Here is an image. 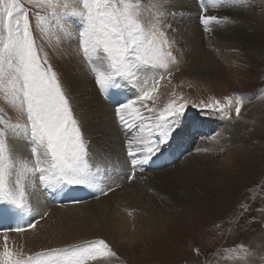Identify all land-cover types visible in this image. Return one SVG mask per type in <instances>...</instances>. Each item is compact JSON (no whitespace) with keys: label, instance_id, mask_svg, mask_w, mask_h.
<instances>
[{"label":"snow or ice","instance_id":"6c2138e0","mask_svg":"<svg viewBox=\"0 0 264 264\" xmlns=\"http://www.w3.org/2000/svg\"><path fill=\"white\" fill-rule=\"evenodd\" d=\"M198 3V23L211 38L218 26L235 20L209 14L210 8L231 11L242 7L244 0ZM41 11L47 14L41 15ZM171 27L170 21L159 19L146 23L134 0H71L62 4L55 0H0V90L10 98V106L0 108V222L14 219L17 213L33 215L32 205L26 202L28 183L35 186L39 180L45 189L63 191L93 188L98 179L99 168L94 171L88 163L90 141L84 135L73 96L49 54L37 43L36 29L62 33L61 43L66 41L72 47L97 93L111 105L115 123L127 137L129 181L137 171H145L153 157L162 155L170 141L190 130L195 121L189 123V107L205 116L215 113L231 120L219 100L203 106L173 102L159 113L147 103L154 102L159 80L165 79L169 66L176 63L166 36ZM242 104L241 97L234 109L237 117ZM142 110L149 115L139 124L130 119ZM110 191L114 188L100 189L99 195ZM37 223L34 217L28 224L0 231L25 232ZM4 240L0 264H88L106 254L115 255L101 239L25 259L23 253L7 247V236Z\"/></svg>","mask_w":264,"mask_h":264},{"label":"rangeland","instance_id":"374dc122","mask_svg":"<svg viewBox=\"0 0 264 264\" xmlns=\"http://www.w3.org/2000/svg\"><path fill=\"white\" fill-rule=\"evenodd\" d=\"M181 1L199 8L198 0L197 2L196 0ZM55 2L62 4L70 3L71 0H55ZM134 2L139 4L142 19L146 23L159 19L170 21L172 24L171 28L166 29V36L173 55L176 57V63L169 66L171 71L165 74V79L159 80L157 91L154 93V102L147 103L154 106L156 113H159L173 102H186L189 106L192 104L203 106L219 100L231 116L230 121L215 113L205 116L197 108L189 107L187 113L189 123L194 120L195 124L202 125L201 128L204 127L203 125L208 126L211 135L190 142L186 153H181L177 146L179 135L174 141H170V146L162 150L163 154H158V157L171 159L175 156L178 161L192 156L200 159L208 158L216 164V167H221V173L210 171V176L205 179L211 184L209 191L205 192L207 194L205 198L211 196L212 199L205 203L196 199V201L188 199L177 204L175 222L173 224L168 222L165 234L163 233L160 237H136L127 234L124 240L121 236L114 237L115 245L107 239L97 238L72 246L84 245L101 239L110 245L111 252L115 255L106 254L96 260L88 261V264H264V0H244L245 3H250L255 8L250 13L243 14V19L231 17L229 14H233L234 10H231L232 12L216 10L213 13L229 16L235 20V25L239 22L238 24L244 23L250 27L259 41L258 50L254 53L238 50L230 43L223 44L221 47L224 49L217 48L213 45L214 34L208 38L209 34H206L200 27L198 19L193 20L190 16H187L186 23L182 22L180 26H176L173 20L167 18L173 0H134ZM245 11H250V9ZM198 13L192 15L198 18ZM45 14L47 13L41 11V15ZM235 15H238L237 11ZM183 17L184 13L181 18ZM32 19L34 22V17ZM65 19L76 18L66 17ZM222 26L229 27V23ZM202 32L204 39H199L200 47L190 48L186 43V38L188 36L192 38L197 33L199 34L197 36H200ZM33 35L41 50L49 54L50 62L62 74V79L73 96L65 72V64L71 58L69 55L71 50L65 48L68 46L66 41L61 43L62 33L59 30L45 33L36 29ZM69 48L72 49V47ZM72 53L74 54L73 49ZM194 54L204 60L198 63L195 61V63L192 58ZM126 92L131 95L132 90L128 89ZM241 97L243 104L240 117H237L234 109ZM229 99L231 104H229ZM9 100L10 98L0 90V108L9 105ZM73 103L76 106L74 96ZM146 115H149L147 111L142 110L133 120L139 124ZM146 123H151V121ZM226 123L236 129L238 141H233L234 138L231 140V134L227 135L223 132L224 129L220 131ZM187 131L181 133L185 135V138ZM83 132L90 141L84 126ZM93 152L90 141L88 163L92 167ZM97 158L96 156L93 160L96 161ZM154 161L162 165L165 159ZM174 166H177L176 163L166 165L160 170L172 169ZM143 172H146V168ZM128 174L129 170L123 172L122 175H125L127 179ZM140 174L137 171L135 178ZM98 178L102 184L103 179L100 174ZM134 179L129 182L132 184ZM40 183V181L37 183L41 194L38 199H41L46 206L61 207V205H50L47 202ZM122 184L121 181L119 185ZM35 186L31 188L29 184L31 190H35L37 188ZM110 192L107 195H97L93 192L94 197L90 199L96 201L99 197L106 198L111 195ZM32 199H34L33 196ZM82 202L75 204L79 205ZM38 214L40 216L39 211L33 212L32 220L35 217L38 221H43L48 217L43 215V219L40 220L37 218ZM0 229L3 227L0 226ZM5 233L0 231V236ZM10 240L8 238V241ZM9 248L14 252L22 253L17 244ZM50 250L33 253L31 255H37L32 258L35 259ZM28 256L23 257L27 259Z\"/></svg>","mask_w":264,"mask_h":264},{"label":"bare ground","instance_id":"6f19581e","mask_svg":"<svg viewBox=\"0 0 264 264\" xmlns=\"http://www.w3.org/2000/svg\"><path fill=\"white\" fill-rule=\"evenodd\" d=\"M244 4L242 7L234 9L233 14H227L239 19L243 17V14L250 13L255 8L250 3L244 2ZM169 8V13L172 15L168 14L167 18L173 20L176 26H180L182 22L186 23L187 16L193 20L198 19L192 14H197L199 8L192 7L191 4H186L184 1L173 0L172 6ZM246 9H250V11H245ZM175 11L176 13H173ZM236 11L238 15H235ZM215 12V9L210 8L209 14ZM183 13L184 17L181 18ZM238 23L236 25L229 23V27H225L228 29H225L224 26H218L214 32L213 45L224 49L221 46L230 43L232 47L238 50L254 53L259 47L255 32L244 23ZM197 34L192 38L190 36L186 38V43L190 48L198 49L200 47L199 39H204V33L202 32L200 36ZM65 48L71 50L69 53L71 58L65 64L66 77L75 97L76 109L92 143L94 150L92 154L93 170L99 168L97 177L100 174L101 179H103L102 184L99 182V178L97 179L96 186L92 188L94 189L93 192L98 195L100 189H107L108 187H113L114 191H111V195L108 194V197H99L96 201L89 199L79 205L72 203L52 208L44 205L41 199H38V196L41 195L39 193L40 187L37 184L39 180L35 181V187H37L35 190H31L33 184L28 183L26 185L28 193L26 202L32 205L33 212L39 211L40 215H47L48 217L44 218L43 221H38L35 228H29L25 232L12 231L0 236V252L5 247V236L11 239L7 241V247L17 244L23 256L68 247L97 238L107 239L115 245L114 237L121 236L124 240L127 234L136 237H160L166 231L168 222L170 224L175 222L177 204L188 199H196L204 203L212 199L211 196L205 198V192L209 191V185H211L205 179L210 176V171L221 173V167H216V164L209 161L208 158L200 159L192 156L177 161V166L172 169L140 172L141 174L131 184L128 179H125V175H122L123 172L129 170L124 146V140L127 137L115 123L112 107L97 93L93 80L84 67L78 63L72 49L68 46ZM192 58L197 63L201 60L196 54ZM131 118L134 119L135 116ZM210 126L212 127V125ZM230 126L231 124L226 123L220 131L224 129L223 132L227 135L231 134V140L234 138L233 141H238L236 129ZM179 140L187 141L183 134H180ZM96 156L98 158L95 161L93 159ZM192 159L194 160L190 162ZM121 181L123 184L119 185ZM29 184H31V188ZM40 186L43 187V185ZM37 218H39V214ZM35 255L26 258H32Z\"/></svg>","mask_w":264,"mask_h":264}]
</instances>
